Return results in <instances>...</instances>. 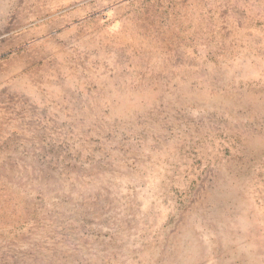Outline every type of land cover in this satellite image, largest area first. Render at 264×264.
Wrapping results in <instances>:
<instances>
[{
  "label": "rangeland",
  "instance_id": "rangeland-1",
  "mask_svg": "<svg viewBox=\"0 0 264 264\" xmlns=\"http://www.w3.org/2000/svg\"><path fill=\"white\" fill-rule=\"evenodd\" d=\"M108 2L0 0V264H264V0Z\"/></svg>",
  "mask_w": 264,
  "mask_h": 264
},
{
  "label": "bare ground",
  "instance_id": "bare-ground-1",
  "mask_svg": "<svg viewBox=\"0 0 264 264\" xmlns=\"http://www.w3.org/2000/svg\"><path fill=\"white\" fill-rule=\"evenodd\" d=\"M88 1L90 0H34L36 5L41 6L38 14L36 15L35 22L37 19L40 20L45 17L49 18L63 9L70 8Z\"/></svg>",
  "mask_w": 264,
  "mask_h": 264
}]
</instances>
